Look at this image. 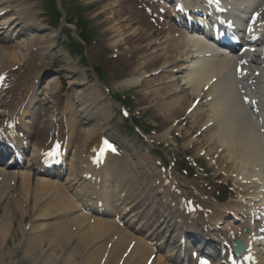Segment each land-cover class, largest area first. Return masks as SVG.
Wrapping results in <instances>:
<instances>
[{
    "label": "bare ground",
    "instance_id": "1",
    "mask_svg": "<svg viewBox=\"0 0 264 264\" xmlns=\"http://www.w3.org/2000/svg\"><path fill=\"white\" fill-rule=\"evenodd\" d=\"M106 1L109 4H104V9L108 8L109 11H113L115 6L109 0ZM135 1L138 0H117L118 11L109 12L110 19L114 21L118 15H127V20L131 21L135 15L133 11V2ZM178 1L186 4V9L190 12L195 11L198 6V4L191 5L186 0ZM260 6L262 4L256 3V8H260ZM14 7L21 11L18 7ZM19 11H14V8L10 7L6 0H0V14L5 12L3 16H0V34L4 33L5 37L10 34L8 42H12L14 40L13 35L17 32L22 33L20 38L15 40L16 43L14 47H11V50L5 51L7 49H0V74L8 71V68L13 67L15 64L18 66L22 65L28 55H33L32 50L34 48L36 49L35 55L39 59L45 56H42V54L54 51L53 47L55 45H53L52 40L43 42L33 39V37L28 39V35L23 33V31H27L26 27H29L32 33L39 32L37 30H41V27L32 18L28 16L25 17L30 19L21 17L23 14L22 11ZM201 16L203 17L205 14H201ZM142 17L138 24H141L143 31L128 27V36L123 38V34L120 35L119 40L121 43L127 41L130 45L128 50L123 53L118 65L113 64L108 67L109 73L116 74L122 69H127L129 71L128 74L133 76L126 82V85L132 82L134 84L140 83L141 87H147L152 83V79H138L144 76L147 70L159 66L161 73L172 74V70L168 71V69L173 64H177L174 67L176 70L175 74H181V77H177V80L173 79V75L163 77L164 84L171 85L161 87L159 89L161 93L168 94L174 92L178 94L182 90H189L190 97L193 98L192 101L200 96L212 98V96L217 95L216 99L206 102L209 105V109L197 107L189 114L190 125L186 129L190 131L186 130V133L181 134L182 136L189 137V140L184 144V149L191 153L192 159L198 158L197 155L201 154L208 162L209 167L212 168L214 165L219 168L215 173L221 174L224 180L230 179L235 186H238L239 191L241 190L238 193L240 199L232 203L230 207H221L220 213L218 209H214L211 215L206 214L208 208L203 204L200 206L203 207L202 213L205 215L200 214L198 216L196 212L187 213L185 216L180 207H177L176 203L180 200L176 194L180 192L182 196L187 195L185 197L188 200L193 199L197 201L196 197H203V195L197 193L192 184L177 178L173 172H155L144 156L135 154L133 159L127 157V162H121L120 158L111 157L110 167L107 165L106 169L97 173H94L92 168H89L87 165L84 166L80 160L77 165L78 168H83L87 174L92 175L95 183L98 180L97 175L101 172L104 180H108L103 185L98 186L95 184L93 196L90 195L85 202L86 206L92 208H97V205L100 203L101 215L107 216L109 219L101 221L94 216H84L78 213L77 215H68V219L65 220L62 212H67L68 210L66 208L68 204L65 206L66 199L69 204H74L65 194H70V191L66 185L64 186V192L61 184L46 179H33L32 175L36 176L40 174V168L38 167L39 156L38 154H30L25 167L24 165L17 164V171L0 173V210H4L8 206V210L11 208L14 212H18L19 214L21 212V214L28 218L30 224H34L30 226L28 233L26 226H21L23 221L20 220L19 215H14L16 227L15 229L13 228L12 234V229L8 222L10 219L5 220L6 212L0 217V264H9L14 261L21 262L22 264H96L90 263L89 260L97 258L101 253L103 246L102 244L99 245L101 241L105 242L102 255L106 256V264H113L112 261L115 259L117 260L115 264H118L119 261H121V264H131L133 263L132 256L134 253H137L138 248L143 253L149 252L152 254L147 243H145L146 240L130 235L125 230L117 228L112 220L114 217H117L119 220L127 217V223H132L137 219L145 227L155 224V229L152 232L144 233V236H150L149 241L158 244L157 249L159 251H162L166 244L172 243V239H168V235L174 233V236H178V241L182 238L185 240L186 251L190 247L189 244L194 241L199 247L207 245L214 249L217 254L220 253L216 245L217 240L209 234V231L213 229V225L222 223L223 229L229 228L234 233V236L228 239H233L234 237L237 239L238 234H240L241 238H244L242 229L245 227L248 228L251 234H255L256 230L261 228L262 223H264V212H256V210H260L264 206V73L259 79H255L257 80V84L252 82L249 84V81L254 79L247 76V71L243 67L242 73L244 77L242 80L236 82L233 79V60L227 57L216 59L217 62L196 60L197 56L213 54L208 44L204 43V41L202 43L201 39L188 36L186 33L177 30H174V34L164 36L166 33L171 32V29H168L163 36H157L160 33L153 32L146 23V17ZM35 26L38 27L35 28ZM117 30H119V27H117ZM106 33L108 32L106 31ZM163 38L166 39L164 45L159 42ZM2 41L3 39H0V42ZM33 42L39 43L37 46H34ZM111 46L114 47L115 44L113 43ZM107 51L108 49L104 50V52ZM248 56L242 57V59H247ZM187 59H190L189 62L185 61ZM238 63L239 61L236 63V66ZM135 64L137 67L132 70ZM138 71L142 72L137 74ZM156 71L149 73V75L152 76ZM60 74L62 77L74 81L70 83L73 88L83 86L81 84L75 86L77 85L75 83L77 79H72L76 76L74 70L67 68ZM134 76H137V78ZM214 77L216 82L213 85L211 84L212 86L206 93L203 92L205 85ZM200 78H207V82H200ZM30 79L32 77L22 80V82H29ZM52 80V90H56L58 87L57 77H52ZM175 81H180V84L175 83ZM21 84V82H18L11 90L13 92H9V94H16L20 97L22 91L19 86ZM178 86L181 89L177 92ZM255 90L257 93L254 92ZM241 91H243V95L249 100L256 101L253 110L248 111L240 104ZM88 92L89 89H82L79 91L75 90V93H73L77 99V108H79V110L76 109L75 114L80 116L81 123L90 126L85 129L83 134L86 140L90 138L95 139L99 134H105V128L100 123L96 124L94 122L96 120L93 114L94 111L91 110L90 113V106L86 105L83 101V95L90 101L88 99ZM158 96L159 94L155 91V98ZM136 97L140 101H145L148 98L145 96L144 99L140 94H137ZM35 100L36 98L33 97L32 101L34 102ZM148 100L150 101L147 107L153 117L161 115L163 118H167L168 115L177 121L179 120L178 118L175 119L177 116L185 115V110L183 109L187 102L186 96H175L167 101H163L161 105H158L152 96ZM24 101L21 100L20 103H24ZM192 101L189 103L187 109L192 104ZM19 108L20 105L18 103H13L12 105L1 104L0 119L16 117ZM39 108H41V105H39ZM158 108H163L165 111L160 114ZM216 110L219 114L218 117L215 116ZM70 111L72 109H69ZM251 111H254L253 115L250 114ZM27 112L28 110L25 111V116H27ZM206 112L208 113L205 114ZM201 114L203 117H201ZM67 115L65 113V117ZM39 117L41 118L42 115ZM151 120L158 121L156 119ZM208 124H211V126ZM36 128L38 132L47 129L44 123H37ZM192 128L195 130L192 131ZM73 133L74 129L70 131V135L67 138L68 143L73 140ZM125 148L130 150L128 145ZM5 155L9 156L7 153ZM213 156H216V161H213ZM112 161L114 162L113 164ZM22 168L23 171H21ZM111 176L117 178L115 183L109 180ZM77 177V174L71 172L65 182L68 183L67 185L73 184V187L79 186L81 181ZM178 180L181 183L175 188V193L170 192V187H162L163 182H166V186H169L171 182ZM88 185L89 183L85 187ZM37 189H40V191ZM80 189L84 190V187H80ZM190 190L193 192L192 195L196 197L190 196L192 193ZM73 191L76 198L81 196V191L78 187L73 188ZM50 192L62 194L66 199L60 198L56 200L52 210L37 215L42 211V205L47 200L45 195L42 194H50ZM71 193L73 192L71 191ZM121 194H124V197H121ZM193 200L192 204L195 206ZM174 205L179 209V212ZM150 206H157L156 208H159V211H152ZM78 207L81 208L82 205L78 204ZM72 208H74L73 205ZM76 210L77 207L75 208ZM13 211L7 212L12 216ZM225 212L226 214H224ZM221 214H232L230 219L233 218L242 224L239 226H228ZM257 216L260 219L259 223H251V219ZM45 218L51 224L49 226L57 229L56 231L48 229V224H38L36 221L37 219L43 221ZM70 227L73 230L71 235L68 233ZM203 228H207L208 232L204 233ZM161 234H164L167 238L164 237L160 241L159 237ZM11 235L12 237H10ZM43 235H46V239L43 238ZM224 235L227 234L224 233ZM9 239L12 243L11 245H7L10 244L8 243ZM53 239H56L54 245L52 243ZM44 242H46L47 248L43 247ZM248 243L249 245L251 243L249 239ZM131 244L134 248L130 253H126V248ZM250 246L252 247V245ZM185 250L176 246L172 254L178 258L179 252H185ZM165 253L163 259L168 261L166 262L167 264L192 263V260L190 258L186 259V257L181 261L182 263H176L170 259V254ZM260 261L264 263L262 256H260ZM145 262L146 257L143 264ZM97 264L99 263L97 262ZM155 264L164 263L158 259Z\"/></svg>",
    "mask_w": 264,
    "mask_h": 264
},
{
    "label": "rangeland",
    "instance_id": "2",
    "mask_svg": "<svg viewBox=\"0 0 264 264\" xmlns=\"http://www.w3.org/2000/svg\"><path fill=\"white\" fill-rule=\"evenodd\" d=\"M7 1L9 2V4H11L13 6L21 5L22 7H27V5H28L29 8L31 9V14L34 13L38 20H40L41 22L45 23V26H48L50 24V21L48 19L47 1L46 0H7ZM115 1L116 0H114V2ZM57 3H59V0H57ZM66 4L68 5L67 9H68V11H70L71 15H73V13L75 12L74 10H77L79 12V15L82 17V21H84L88 25V28L90 27V28H93V30H99V26L105 27V28L109 27V25H110L109 22L106 23V20L108 19V10L104 9V4H109L107 1H104V0H66ZM22 7H20V9L23 10ZM25 12L28 14V12H30V11H25ZM112 31H113L112 27L107 30L108 33H111ZM116 36L117 35L115 34L114 38H116ZM64 39H65L64 35L60 34V41H62ZM109 45H110V38L107 37V36L106 37L96 38V40H92L90 42V44H88L89 47L85 46V49H88L89 56H90V58H88V63L90 65H93V64H96V63L98 65H100L101 69H103L106 72V74H107L106 75V85H108L109 83L113 84L115 86L116 90H120V84L123 81L122 78H120V79L115 78L114 75H111L109 73V71L108 72L106 71V69H108L109 66L114 64L111 61H107V58H106L107 55L104 52L105 49H109ZM59 48H60L61 51H65L66 49H68L70 47L67 46L66 42H64V43H62L59 46ZM95 49H98L99 52L101 53L99 57L95 56L96 55L95 54ZM102 54L104 55V59H103V55ZM72 61L73 62H77V59L75 57H73ZM51 62H52V60H50V63ZM84 67L85 66H82L81 70H89L87 68V66H86L85 69H84ZM40 68H41V65L38 66V69H40ZM77 68H81V66L77 65ZM85 74L88 77L87 73H85ZM112 78H114V82L111 81ZM88 79L91 80L90 78H88ZM102 85H104L103 82H102ZM127 97L128 96L125 95L124 97H121L120 100L125 102L127 99H131L132 103L130 105L126 106V109L128 110V112L132 116H137L136 112H137V109L140 108V106H138L137 101L135 100V98H127ZM95 103L98 104V107L103 105V104H100L99 100H97ZM160 112H162V111H160ZM151 117L153 119L158 120V121H152L146 115L145 116L146 119L143 118V119L140 120L141 129L143 130L145 135L148 136L147 138H149V134L153 130L157 131L156 128L155 129H151V128L147 129L146 128V127H149L151 125L154 126V123H156V125L158 126L160 131H162L164 129H168L169 130L168 131V133H169L168 137H170L172 139V141H174V142H172V144L169 147V149L172 150V157L169 160H172L173 158H174V160L177 159L176 155H177L178 152L181 151L180 144L182 142V139L174 137V135L179 134V133H178V128L175 127V122L174 123L172 122L173 118H171L168 121V123H165L162 120L153 117L152 115H151ZM117 118H118V116L116 115L115 119H117ZM177 118L179 119V118H183V117L179 116ZM149 124H151V125H149ZM157 134H161V132H158ZM161 143H163V142L157 141V143L155 142L154 146L153 145L152 146L154 148H157V147L162 146V145H158V144H161ZM137 144H142V141L138 140ZM165 145L166 144H164L163 146H165ZM157 151H150V155H152L153 157L158 155L160 157L161 161H163L165 163V165H167L169 160L163 157V155H162L163 152L159 148H158ZM201 164H203V163H201ZM206 172L210 176L212 175V177H215L212 170L206 169ZM217 180H218V178H217ZM220 188H222V187L218 186V184L214 183L213 192L211 193V196L215 197V196L223 194L222 203L229 202L227 200H224V194L227 193V190L223 189V191H221ZM237 191L238 190H236L234 192V194H236ZM17 214H18V212H14L13 211V214H12L10 220L14 219L13 216L17 215ZM12 224H14V223H12Z\"/></svg>",
    "mask_w": 264,
    "mask_h": 264
},
{
    "label": "snow or ice",
    "instance_id": "3",
    "mask_svg": "<svg viewBox=\"0 0 264 264\" xmlns=\"http://www.w3.org/2000/svg\"><path fill=\"white\" fill-rule=\"evenodd\" d=\"M212 2H213V0H209V3H212ZM253 19H255V16L253 17ZM108 147L111 148V145H108ZM112 150L114 151L115 149H112Z\"/></svg>",
    "mask_w": 264,
    "mask_h": 264
}]
</instances>
